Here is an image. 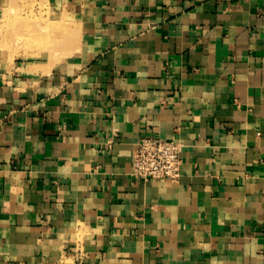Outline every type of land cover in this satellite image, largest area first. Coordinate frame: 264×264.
Here are the masks:
<instances>
[{
	"label": "crops",
	"instance_id": "crops-1",
	"mask_svg": "<svg viewBox=\"0 0 264 264\" xmlns=\"http://www.w3.org/2000/svg\"><path fill=\"white\" fill-rule=\"evenodd\" d=\"M48 1L74 51L0 52V264H264V0Z\"/></svg>",
	"mask_w": 264,
	"mask_h": 264
},
{
	"label": "rangeland",
	"instance_id": "rangeland-1",
	"mask_svg": "<svg viewBox=\"0 0 264 264\" xmlns=\"http://www.w3.org/2000/svg\"><path fill=\"white\" fill-rule=\"evenodd\" d=\"M48 0H0V52L33 59L65 58L73 52L76 25L57 17Z\"/></svg>",
	"mask_w": 264,
	"mask_h": 264
},
{
	"label": "built area",
	"instance_id": "built-area-1",
	"mask_svg": "<svg viewBox=\"0 0 264 264\" xmlns=\"http://www.w3.org/2000/svg\"><path fill=\"white\" fill-rule=\"evenodd\" d=\"M182 145L155 135L141 137L135 145L132 175L135 179L176 181L181 175Z\"/></svg>",
	"mask_w": 264,
	"mask_h": 264
}]
</instances>
